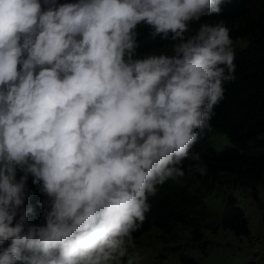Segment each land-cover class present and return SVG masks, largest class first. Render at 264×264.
Instances as JSON below:
<instances>
[{"label": "clouds", "instance_id": "clouds-1", "mask_svg": "<svg viewBox=\"0 0 264 264\" xmlns=\"http://www.w3.org/2000/svg\"><path fill=\"white\" fill-rule=\"evenodd\" d=\"M226 2L0 0V264H141L149 197L235 79L230 29H189ZM142 24L168 52L137 57Z\"/></svg>", "mask_w": 264, "mask_h": 264}, {"label": "trees", "instance_id": "trees-1", "mask_svg": "<svg viewBox=\"0 0 264 264\" xmlns=\"http://www.w3.org/2000/svg\"><path fill=\"white\" fill-rule=\"evenodd\" d=\"M253 1L230 0L221 6V14L202 17L189 25L193 32L201 23L215 25L222 21L238 47H234L235 79L223 83L224 98L213 108L211 130H205L191 150L199 153L200 161L185 160L182 178L158 186L156 195L149 197L151 208L142 228L133 234L137 242L150 232L162 233L157 238L167 245L159 248L160 253H166L160 257L181 250L179 264H199L198 258L208 256L206 230L247 237L248 218L242 198L251 196L258 201V188L264 187V0H260L257 11L251 10ZM74 2L78 0H58ZM137 32L138 58L169 51L171 40L153 39L149 26L138 25ZM198 163L206 167V175L193 170ZM28 187L35 192L29 202L36 214L30 220L40 223L37 202L45 197L32 185L31 178ZM208 198L216 209L212 212L206 210ZM175 224L182 227L181 239L166 235ZM159 252L155 251L156 259H161Z\"/></svg>", "mask_w": 264, "mask_h": 264}, {"label": "rangeland", "instance_id": "rangeland-1", "mask_svg": "<svg viewBox=\"0 0 264 264\" xmlns=\"http://www.w3.org/2000/svg\"><path fill=\"white\" fill-rule=\"evenodd\" d=\"M259 4L260 0H254L251 4V10L257 11ZM233 47L238 46L234 43ZM258 191V201L251 196L242 198L246 210L244 211L247 213L248 218L249 235L237 238L230 231L213 232V230H206V236L210 241V246L205 248L208 256L198 258L199 264H264V187L258 188ZM206 202V210L212 212L213 201L208 198ZM181 229L180 225L175 224L171 232L166 235L171 238L181 239L183 236L180 232ZM161 234L158 231H154L141 237L137 242L133 241L134 246L128 247L129 254L138 253L141 257V264H179L181 250L179 254L168 252L165 257H160L161 254L166 253H160L158 251L160 250L159 248L163 250L165 245H167V241L157 238ZM155 251L159 252L158 256L161 259L155 258ZM171 256L174 257V261Z\"/></svg>", "mask_w": 264, "mask_h": 264}]
</instances>
